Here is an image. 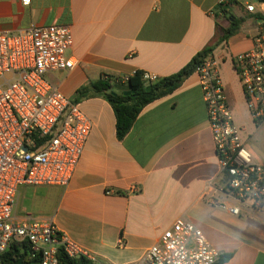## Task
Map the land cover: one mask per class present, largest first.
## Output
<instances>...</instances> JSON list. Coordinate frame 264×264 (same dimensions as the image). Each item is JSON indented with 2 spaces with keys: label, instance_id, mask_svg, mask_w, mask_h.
<instances>
[{
  "label": "crops",
  "instance_id": "0c3cea01",
  "mask_svg": "<svg viewBox=\"0 0 264 264\" xmlns=\"http://www.w3.org/2000/svg\"><path fill=\"white\" fill-rule=\"evenodd\" d=\"M219 0H0V32L32 26H68L74 45L72 70L49 81L80 105L93 124L77 169L67 187L22 186L14 216L53 221L97 264H136L178 218L195 223L225 264H264V215L233 217L212 207L223 198L206 104L197 74L171 94L146 107L122 140L112 105L86 95L107 75L128 79L138 72L170 77L180 72L230 27L238 33L213 52L235 124L254 159L264 164V124L252 120L234 67L235 56L253 47L256 14L246 0L216 16ZM264 11V5L256 3ZM119 85L117 90L126 89ZM209 181L214 183L205 197ZM138 188L134 191V188Z\"/></svg>",
  "mask_w": 264,
  "mask_h": 264
},
{
  "label": "built area",
  "instance_id": "2783aa9c",
  "mask_svg": "<svg viewBox=\"0 0 264 264\" xmlns=\"http://www.w3.org/2000/svg\"><path fill=\"white\" fill-rule=\"evenodd\" d=\"M32 0H21L29 6ZM246 0H219L216 16ZM256 3L252 14L264 15ZM263 5V4H262ZM253 47L235 56L234 67L256 126L264 124V20H257ZM74 45L68 26H32L0 32V264H60L63 250L73 259L95 258L60 231L53 221L14 216L20 187H67L77 169L93 124L48 79L72 70ZM220 165L221 200L212 201L238 218L264 215V164L247 149L228 102L220 62L208 55L196 69ZM122 79V78H121ZM158 77L144 73V80ZM126 82L127 79H122ZM214 189L209 181L204 196ZM138 188H134L137 191ZM12 245L19 253L9 260ZM221 254L193 222L178 218L136 264H217Z\"/></svg>",
  "mask_w": 264,
  "mask_h": 264
},
{
  "label": "trees",
  "instance_id": "16d2710c",
  "mask_svg": "<svg viewBox=\"0 0 264 264\" xmlns=\"http://www.w3.org/2000/svg\"><path fill=\"white\" fill-rule=\"evenodd\" d=\"M253 1L264 5V0ZM224 15L228 16V10H224ZM255 18L257 20H264V15L258 14ZM229 19L230 27L225 30L219 29V31L222 32V37L214 44L198 53L189 64L177 74L170 77L159 78L158 81L154 83L144 80V72L136 73L133 77L128 78L126 82L122 81L121 78H112L105 75L102 79L92 84L91 93H89L87 89L80 91V93L93 96L102 95L108 100L114 109L117 119V137L119 140H122L128 135L144 107L178 89L187 77L196 72V69L208 55L213 54L214 50L221 43L240 31L244 20L234 16H230ZM119 85H126L127 87L124 90H117L116 87ZM149 87H151V90L148 91L147 89ZM126 92H131V94L124 95ZM18 253V246L12 245L7 256L9 260H12V257ZM231 258L232 254L223 255L217 264H225ZM59 262L60 264H94L86 258H70L63 250L59 252Z\"/></svg>",
  "mask_w": 264,
  "mask_h": 264
},
{
  "label": "water",
  "instance_id": "95a60500",
  "mask_svg": "<svg viewBox=\"0 0 264 264\" xmlns=\"http://www.w3.org/2000/svg\"><path fill=\"white\" fill-rule=\"evenodd\" d=\"M147 90H148V91L151 90V87H149ZM130 94H131V92H126V93H124V95H130ZM16 264H22V260L16 262Z\"/></svg>",
  "mask_w": 264,
  "mask_h": 264
}]
</instances>
